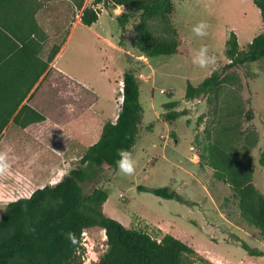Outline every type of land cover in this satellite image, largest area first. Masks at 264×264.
I'll use <instances>...</instances> for the list:
<instances>
[{"label": "rangeland", "instance_id": "374dc122", "mask_svg": "<svg viewBox=\"0 0 264 264\" xmlns=\"http://www.w3.org/2000/svg\"><path fill=\"white\" fill-rule=\"evenodd\" d=\"M174 2V13L150 18L144 33L152 43L177 42L179 53L146 57L135 47L140 11L106 8L98 0H35L42 49L47 57L69 37L58 66L74 81L50 72V98L40 100L46 121L34 128L35 137L20 131L17 151L9 149L11 167L0 174V218L8 203L55 185L79 165L95 140L91 137L119 114L120 81L125 72L132 71L139 79L144 111L130 153L135 171L124 175L118 168L103 167L97 180L83 184L85 193L106 189L105 214L154 238L174 235L204 258L191 256L194 264H264V256L250 255L243 247L247 243L264 251V237L243 216L240 198L215 178L209 165L204 166L207 159L201 161V156L210 154L204 146L210 131L219 158L234 168L252 171L251 201L258 211V196L264 194V59L223 69L230 62L225 54L230 33L236 34L240 49L246 50L257 32L252 24L259 8L253 0ZM83 7L98 8L100 22L83 24ZM124 12L132 15L123 32L118 18ZM200 21L208 24L204 37L191 32ZM202 45L216 57L215 65L200 68L193 64ZM214 71L223 72L216 97L186 96L189 82L198 86ZM168 102H175L174 109L186 114L167 120ZM140 186H170L182 200L159 197ZM87 236L101 257L107 249L105 230L88 228Z\"/></svg>", "mask_w": 264, "mask_h": 264}, {"label": "trees", "instance_id": "16d2710c", "mask_svg": "<svg viewBox=\"0 0 264 264\" xmlns=\"http://www.w3.org/2000/svg\"><path fill=\"white\" fill-rule=\"evenodd\" d=\"M107 6H122L141 12L137 26L135 47L146 57L173 55L178 52L177 42L152 43L144 33L145 23L158 15H171L175 11L174 0H98ZM259 8L264 23V0H253ZM35 0H0V41H8L9 51H15L22 44L23 51L33 46L36 51L42 49L43 37L35 19ZM82 7V5H80ZM100 10L83 7L81 22L92 26L99 20ZM130 12L122 13L119 24L124 32L131 18ZM61 45H56L46 60L38 58L41 67L37 70V80L46 70ZM226 56L230 62L223 71L264 59V30L255 36L246 50H241L234 32L226 41ZM223 72L214 71L201 84L188 83L186 96L195 98L201 94L216 97L223 83ZM22 102L19 100L17 105ZM170 109L164 114L167 120H176L186 114L185 110H175V102H168ZM16 110V109H15ZM140 102L139 79L132 71L123 75V92L121 110L115 122L106 121L97 142L90 145L80 158L77 167L71 169L55 185H45L36 189L29 197L19 198L7 204L0 218V264H81L76 252L80 245L84 229L101 227L107 236V249L96 264H194L191 256L196 250L172 234L166 233L162 238H154L147 232L128 228L119 220L105 214L104 203L109 197L106 189L95 188L85 193L83 184L100 177L103 167L116 169L120 149L132 152L143 117ZM13 112H9L0 123V133L8 123ZM46 117L37 110L24 105L14 121L22 128L30 123L40 122ZM205 149L209 155L207 164L217 180L225 182L232 192L240 198L243 216L255 225L264 237V194L258 196V211L253 208L251 194L254 191L252 171L249 168H234L227 165L216 153L208 131ZM264 163V149L261 155ZM203 163V162H202ZM153 194L182 200V197L170 186L145 188ZM71 234L72 239H69ZM250 255L264 256V251L243 243Z\"/></svg>", "mask_w": 264, "mask_h": 264}, {"label": "crops", "instance_id": "0c3cea01", "mask_svg": "<svg viewBox=\"0 0 264 264\" xmlns=\"http://www.w3.org/2000/svg\"><path fill=\"white\" fill-rule=\"evenodd\" d=\"M256 13L255 24H252L255 25V29L257 31H255V36H257L264 30V23L262 21L260 10L258 9ZM100 18L101 17H99V20L95 24L100 22ZM237 34L239 35L238 31ZM68 40L69 37L61 46L60 51L58 52L56 57L49 62L48 67L40 75L38 80L37 70L41 67V63L38 58L44 61L47 58L44 50L41 49L37 52L36 48L33 46V48L31 49L23 51L22 44L19 43V46L13 52L9 51L10 44L8 41H0V123L9 112H13L8 120V123L0 133V151H8L9 154L11 153V150L17 151L16 147L20 141V131H27L29 137H35V131H33L34 128L46 121L45 119L40 122H33L25 128H22L18 123L14 121V119L24 105H28L34 110L39 111L46 117V114L40 108V100L43 98H50L53 78L52 75L50 76V72L54 71L56 73L55 76L57 75L58 77H60V79H71L70 76H68L67 73H65V71L58 66V60L65 51ZM252 40L253 39H251L250 43L252 42ZM111 44L114 48H121V46L117 45L114 42H112ZM122 81L123 78L120 81L121 84ZM21 98L22 102L18 105V107L15 108ZM117 116L118 114L114 119H111L110 121L115 122ZM105 122L99 128L97 135L91 137V140H95L90 145L97 142L100 138ZM9 149L11 150L9 151Z\"/></svg>", "mask_w": 264, "mask_h": 264}, {"label": "clouds", "instance_id": "9594fccd", "mask_svg": "<svg viewBox=\"0 0 264 264\" xmlns=\"http://www.w3.org/2000/svg\"><path fill=\"white\" fill-rule=\"evenodd\" d=\"M208 24L204 21H200L191 27V32L197 37H204L208 34ZM192 62L198 65L200 68H205L208 65H215L216 57L210 55L209 48L206 45H202L195 56L192 58ZM118 159L116 166L120 173L124 175H132L135 171V161L132 159L130 152L120 149L117 151ZM11 167V161L8 151H0V174L5 173ZM69 239H72L69 234Z\"/></svg>", "mask_w": 264, "mask_h": 264}, {"label": "built area", "instance_id": "2783aa9c", "mask_svg": "<svg viewBox=\"0 0 264 264\" xmlns=\"http://www.w3.org/2000/svg\"><path fill=\"white\" fill-rule=\"evenodd\" d=\"M121 87V91L123 92V81ZM87 230L88 229H84L81 234V241L76 255L81 264H96L99 261L100 257L93 250L94 246L91 245L89 241V237L87 236Z\"/></svg>", "mask_w": 264, "mask_h": 264}]
</instances>
